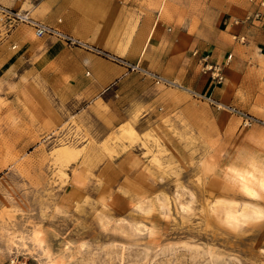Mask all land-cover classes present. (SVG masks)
<instances>
[{
  "label": "rangeland",
  "instance_id": "1",
  "mask_svg": "<svg viewBox=\"0 0 264 264\" xmlns=\"http://www.w3.org/2000/svg\"><path fill=\"white\" fill-rule=\"evenodd\" d=\"M246 2L251 9L234 24L249 38L230 42L262 43L264 8L255 19L260 9ZM32 8L33 0H0V264H264V196L244 197L224 179L252 161L264 169L260 50L218 65L219 84L201 71L185 87L113 60L126 68L127 94L145 79L157 89L115 120L20 55L14 30L37 37L2 10L37 20ZM229 202L247 223L223 216ZM37 228L53 259L31 244Z\"/></svg>",
  "mask_w": 264,
  "mask_h": 264
},
{
  "label": "crops",
  "instance_id": "2",
  "mask_svg": "<svg viewBox=\"0 0 264 264\" xmlns=\"http://www.w3.org/2000/svg\"><path fill=\"white\" fill-rule=\"evenodd\" d=\"M246 1L33 0L30 12L38 21L91 49L70 48L52 38L34 39L25 26L14 30L12 42L19 45L21 56L36 60L40 74L70 93L71 99L95 98L94 110L107 109L119 120L126 107L135 109L148 102L146 98L151 100L157 89L145 79L127 94L126 68L94 49L137 64L148 74L193 86L202 76L201 55H208L212 65L231 61L232 67L248 61L256 49L264 57V41L230 42L235 35L249 38L245 27L234 24L251 9ZM261 25L264 32V20ZM194 50L198 57L192 56Z\"/></svg>",
  "mask_w": 264,
  "mask_h": 264
},
{
  "label": "bare ground",
  "instance_id": "3",
  "mask_svg": "<svg viewBox=\"0 0 264 264\" xmlns=\"http://www.w3.org/2000/svg\"><path fill=\"white\" fill-rule=\"evenodd\" d=\"M162 79L165 80L164 78ZM174 84L176 85V83ZM256 165V162L252 161L250 166L247 167H230V171L224 176L228 189L235 190L237 194L247 198H260V196H264V169ZM233 204L234 203L229 202L224 205L222 209L223 216L240 225L247 223V218L239 211V208H232ZM251 207L255 214L260 215L262 213L260 208ZM256 218H258V216ZM30 241L34 247L43 250L48 258L53 259L50 241L44 229H35L30 236Z\"/></svg>",
  "mask_w": 264,
  "mask_h": 264
},
{
  "label": "built area",
  "instance_id": "4",
  "mask_svg": "<svg viewBox=\"0 0 264 264\" xmlns=\"http://www.w3.org/2000/svg\"><path fill=\"white\" fill-rule=\"evenodd\" d=\"M251 4H255L257 5V7L260 10H257L254 15L253 18H259L262 14V9L264 8V0H248ZM3 12H5V16L11 21V23H24L27 24L28 26H30L33 29L34 35L37 38H53L56 40H61L63 41L68 47L70 48H74V47H80V48H85V49H91L89 46H87L86 44L82 43L81 41H79L78 39L62 32L61 30H59L58 28L49 26L47 24H44L38 20H35L34 18H32L28 12H13V11H7V10H2ZM243 37L240 38V41H243ZM94 51L99 54L102 55L106 58H109L111 60H115L118 61L119 59L106 53L103 52L101 50H95ZM192 56H199V53L197 50H194L192 52ZM231 58V55L228 56V59ZM199 63L201 64V71L203 73H210L212 79L217 83H221L224 79L223 73L222 71H220V66L218 65H212L209 62V56L208 55H201L199 56ZM153 78L156 80L157 83L162 82V83H167V84H174L173 82L169 81V80H163L160 77L154 76L152 75ZM8 264H27L26 261L25 262H20L18 261V259L16 258L15 260H10Z\"/></svg>",
  "mask_w": 264,
  "mask_h": 264
}]
</instances>
